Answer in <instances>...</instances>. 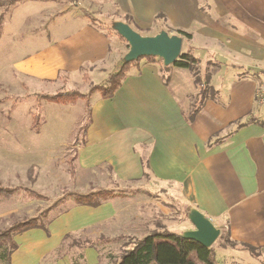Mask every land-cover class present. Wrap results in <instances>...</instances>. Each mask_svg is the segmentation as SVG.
Here are the masks:
<instances>
[{"label":"crops","instance_id":"crops-1","mask_svg":"<svg viewBox=\"0 0 264 264\" xmlns=\"http://www.w3.org/2000/svg\"><path fill=\"white\" fill-rule=\"evenodd\" d=\"M16 2L13 21L46 28L47 40L9 56L3 72L10 71L22 97L62 91L88 97L91 122L76 149L77 171L92 178L105 172L119 186L137 183L174 196L224 231L235 245L226 249L252 248L253 264H264V103L256 96L264 92V0H79L74 9L64 0ZM79 7L113 10L112 20L130 16L139 28L157 24V33L190 34L182 50L197 59L202 84L188 70L163 72L159 59L142 60L102 98L127 44L78 14ZM5 34L16 52L18 33L8 26ZM34 34H25L24 44H34ZM47 103L39 129L65 144L83 119L84 100ZM190 109L197 111L188 121ZM186 225L183 231L194 229Z\"/></svg>","mask_w":264,"mask_h":264},{"label":"rangeland","instance_id":"rangeland-1","mask_svg":"<svg viewBox=\"0 0 264 264\" xmlns=\"http://www.w3.org/2000/svg\"><path fill=\"white\" fill-rule=\"evenodd\" d=\"M64 1L69 9L76 8L79 2ZM18 3L20 5V2H15L0 6V19H11L10 23L1 21L2 31L5 34L9 26L18 33L17 37L12 38L18 44L15 46L16 52L7 48L6 34L0 37V186L18 188L11 198H0V231L15 223L47 214L48 221L45 223L49 235L40 229L16 235L14 240L18 249L11 256L12 264H115L134 242L152 232L166 229L181 234L183 227L191 223L184 206L176 197L137 183L119 186L112 180H105V172L100 178L81 173L73 160L77 147L74 136L61 144L53 141L41 128L40 131L31 128L32 115L35 112L41 115L42 105L48 103L40 95L26 93L22 97L20 85L11 79L10 71L3 72V68L9 56L27 52L39 46L40 40H47V36H44L47 30H29L18 26V22L13 21ZM75 10L83 16L89 15L95 25L104 28L105 32L115 34L107 24L116 16L113 10L101 9L95 12L98 15L85 7ZM124 21L127 19L124 18ZM131 25L132 29L144 34L137 25ZM158 30L156 24L146 35ZM28 32L35 33L30 39L34 44H24L29 41L25 35ZM111 40L114 48L113 37ZM183 48H186V44ZM195 71L199 74L198 67ZM198 77L201 78L200 75ZM7 78L11 79L10 83H7ZM42 91L51 94L53 90ZM31 165L36 167L33 184L26 176ZM24 188L45 198L36 199ZM96 190H110L113 196L97 208L76 205L70 196ZM190 226L193 227L192 224ZM222 233L224 231L220 230ZM225 249L219 247L218 243L213 245L216 264H253V253ZM190 259L196 260L195 254H191Z\"/></svg>","mask_w":264,"mask_h":264},{"label":"trees","instance_id":"trees-1","mask_svg":"<svg viewBox=\"0 0 264 264\" xmlns=\"http://www.w3.org/2000/svg\"><path fill=\"white\" fill-rule=\"evenodd\" d=\"M16 1L18 0H0V6L11 5ZM85 16L89 19L91 18L89 17V15ZM125 19H127L125 23L133 28V26L131 25L132 18L130 16H126ZM90 20L93 24H95L93 19ZM1 21L2 19H0V36L2 33ZM139 30H142L144 32V36H147L146 34H148V32L150 31L148 28H139ZM156 33L157 31L155 33H152V35H155ZM176 33L183 39H185V41L191 39V35L183 32L182 30H177ZM140 60H142V58H139L138 60L130 62L128 64H122L120 70L110 75L107 86L101 88L100 96L102 98L111 97L119 88L126 72L132 66L138 64ZM144 60L146 62H155L157 59L154 57H145ZM158 61L161 63L160 68L163 72H167L170 69V67H164L161 60ZM196 64L197 59L192 56L189 50H185L181 51L178 60L174 62L173 66L192 72L195 78V83L197 85H200L202 83L200 82V78L197 76V73L195 71ZM202 95H204L203 92ZM40 97L41 99L49 103L58 104H73L79 99L84 100V116L74 134V142L77 143V147L84 144L85 132L91 122V104L88 100V97L75 91H62L53 95H42ZM196 111L197 109H190L188 116H185V118L187 117V120L190 121ZM32 119L33 121L31 124V128L35 131L39 130L42 120L41 115L35 112L32 115ZM76 158L77 156L75 151L73 160L76 161ZM35 168L36 167L34 165H31L26 172V176L31 184H33L36 180ZM143 176L146 178L147 174L144 173ZM17 189V187L0 186V198H11ZM24 190L26 193L35 197L36 199H41L42 197H44L41 194L34 192L33 190L27 188H24ZM70 196L73 198V201L76 205L97 208L104 200L111 198V196H113V193L110 190H96L88 192L86 194H70ZM188 210V207L184 209L185 214H187ZM45 221H48L47 214L41 216L40 218H29L22 222L15 223L7 229L0 231V264H11V256L13 252L18 249V245L14 240V237L16 235L32 229H40L41 231H45V234L48 236L49 232ZM215 243H218L219 247L222 248L235 247V245L225 234H221L220 237L215 241ZM215 243L213 245H215ZM213 245L210 248H204L194 241L181 238L180 234L178 233L164 229L162 231L152 232L134 242L133 246L130 249H127L121 255L119 261L115 264H216ZM246 249L253 253L252 248L246 247ZM191 254H195L196 260L190 259Z\"/></svg>","mask_w":264,"mask_h":264},{"label":"water","instance_id":"water-1","mask_svg":"<svg viewBox=\"0 0 264 264\" xmlns=\"http://www.w3.org/2000/svg\"><path fill=\"white\" fill-rule=\"evenodd\" d=\"M107 24L109 29L121 37L128 46L122 57L123 64L139 58L154 57L161 60L164 67H170L178 60L183 44L180 35L160 30L155 35L144 36L122 21L110 20ZM186 215L194 229L183 231L180 237L194 241L204 248H210L220 237V229L194 208H189Z\"/></svg>","mask_w":264,"mask_h":264},{"label":"built area","instance_id":"built-area-1","mask_svg":"<svg viewBox=\"0 0 264 264\" xmlns=\"http://www.w3.org/2000/svg\"><path fill=\"white\" fill-rule=\"evenodd\" d=\"M256 96H257V99H258L259 103H264V92H259V93L256 94Z\"/></svg>","mask_w":264,"mask_h":264}]
</instances>
